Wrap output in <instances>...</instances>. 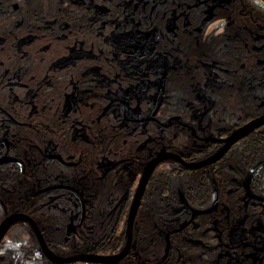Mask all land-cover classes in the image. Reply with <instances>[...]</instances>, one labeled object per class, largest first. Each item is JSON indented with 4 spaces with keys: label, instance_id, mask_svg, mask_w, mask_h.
<instances>
[{
    "label": "flooded vegetation",
    "instance_id": "flooded-vegetation-1",
    "mask_svg": "<svg viewBox=\"0 0 264 264\" xmlns=\"http://www.w3.org/2000/svg\"><path fill=\"white\" fill-rule=\"evenodd\" d=\"M100 1L152 29L170 64L133 108L111 81L52 66L94 31L74 0L61 23L49 12L0 32V264H264V14L248 0Z\"/></svg>",
    "mask_w": 264,
    "mask_h": 264
},
{
    "label": "rangeland",
    "instance_id": "rangeland-1",
    "mask_svg": "<svg viewBox=\"0 0 264 264\" xmlns=\"http://www.w3.org/2000/svg\"><path fill=\"white\" fill-rule=\"evenodd\" d=\"M74 3L87 10L88 25L93 26L94 31L68 44L66 51L52 61V66L79 65V72L84 75L82 84L90 88L111 81L113 86L126 91L124 99L131 102L133 108H140L144 99H154L170 59L166 53L154 54L152 29L138 27L131 17L101 15L104 5L100 0H74ZM101 35L104 40L100 39ZM31 37V33L25 34L16 44ZM109 64H116L122 73L128 75V87H123L124 77L119 79L118 72L108 77ZM88 93L90 91L84 92V96ZM201 237L210 236L203 234Z\"/></svg>",
    "mask_w": 264,
    "mask_h": 264
},
{
    "label": "trees",
    "instance_id": "trees-1",
    "mask_svg": "<svg viewBox=\"0 0 264 264\" xmlns=\"http://www.w3.org/2000/svg\"><path fill=\"white\" fill-rule=\"evenodd\" d=\"M151 1L157 3L159 0H145L143 6L149 5ZM248 1L264 14V3L261 0ZM141 3V0H137L136 6L139 8ZM115 4H117L120 12H128V0H115ZM65 6H67V0H0V32L7 36L8 32L13 33L18 29L21 30V34L30 31L31 27H45L47 13L49 12L54 15V21L61 23L64 21L62 11ZM46 7H51V9L47 10ZM53 29L56 30V28ZM260 37L264 55V32Z\"/></svg>",
    "mask_w": 264,
    "mask_h": 264
}]
</instances>
